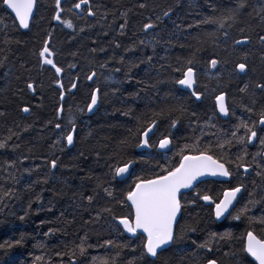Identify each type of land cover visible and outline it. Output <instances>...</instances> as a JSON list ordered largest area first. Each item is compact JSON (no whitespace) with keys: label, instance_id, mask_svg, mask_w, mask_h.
Listing matches in <instances>:
<instances>
[{"label":"trees","instance_id":"obj_1","mask_svg":"<svg viewBox=\"0 0 264 264\" xmlns=\"http://www.w3.org/2000/svg\"><path fill=\"white\" fill-rule=\"evenodd\" d=\"M78 2L61 0V19L72 21L69 28L53 19L55 0H37L25 30L0 0V142L6 145L0 148V264H255L242 246L248 231L264 236V159L257 155L253 161L264 152L258 123L264 92L256 88L264 83V0H245L247 6L223 27L205 21L226 16L240 0H89L93 16L87 15L88 5L74 9ZM145 23L153 28L145 31ZM245 36L249 42L233 43ZM45 40L49 58L63 69L59 74L40 63ZM212 59L218 61L215 68ZM189 60L192 90L177 83ZM239 63L246 64L245 72ZM97 90L99 106L89 114ZM221 93L226 117L216 102ZM70 121L72 145L64 139L72 131ZM153 121L149 149L140 150L137 130ZM241 121L257 123L258 138L246 145L238 141L245 136L237 129ZM165 137L172 147L160 152ZM198 149L225 163L232 175L183 193L174 243L156 258L142 256L140 235L128 236L116 219L131 218L126 192L137 177L161 173ZM129 160L134 166L128 179L113 178L114 167ZM241 163L251 165L248 173L237 167ZM237 186H243L238 203L218 222L215 204L224 190ZM205 243L207 248L200 247Z\"/></svg>","mask_w":264,"mask_h":264},{"label":"snow or ice","instance_id":"obj_2","mask_svg":"<svg viewBox=\"0 0 264 264\" xmlns=\"http://www.w3.org/2000/svg\"><path fill=\"white\" fill-rule=\"evenodd\" d=\"M4 6L7 9L11 10L14 13L13 21L14 23L18 21L19 27L24 29H28L30 25V20L34 17V9L37 6V0H2ZM83 5H88L87 15L93 16L95 13L92 10V7L89 5V0H79L78 3L74 4V9L79 10ZM245 0H240L234 8L228 9L227 15L220 18L219 20L209 18L207 23L216 24L219 23L221 27L224 25L225 20H235L237 15L246 7ZM140 7H146V5H140ZM63 8L61 7V0H55V15L53 19L56 21H60L65 24L67 27L72 28L73 24L71 20H63L61 19V14L63 12ZM171 11V10H169ZM169 13L165 12L164 15L167 16ZM159 19V18H157ZM121 30L125 27L123 24L120 26ZM145 31L152 29V23H145L143 25ZM49 34V39H50ZM227 38L228 33H224ZM251 37L245 36L241 40H235L233 43L235 45H240L249 42ZM261 43H264V36L260 37ZM144 41H141L143 44ZM119 46V45H117ZM53 53L49 47V40H45L43 43V47L38 52V57L41 65H50L55 70L57 74L61 73L63 69L58 67L53 59L49 57L52 56ZM149 61L151 57L148 58ZM120 63H124V57L120 58ZM188 67L186 71L183 73V79L177 81L179 85L185 86L186 88H193L195 83V73L194 68L191 66L192 61L189 60ZM211 66L215 68L218 64L216 59L211 60ZM74 67V65L72 66ZM240 72H245L246 64L239 63L236 65ZM116 71H120V69H116ZM179 71V69H177ZM95 73L92 74L94 76ZM92 76H89L88 79H92ZM73 88L76 87L75 84L72 85ZM247 87V86H246ZM27 88L31 90H35L32 83L27 84ZM256 88L260 89L261 92H264V83L257 84ZM246 89H241V91H245ZM98 91V90H97ZM193 95L196 96L197 99L200 98V94L193 91ZM61 98H63V92H61ZM98 96L96 92H93L91 95V103L88 104V110L91 111L93 106L97 105ZM217 106L219 108V112L224 115L228 114V107L225 104V95L221 93L216 96ZM255 104V100L252 101ZM243 107L248 111L252 112L253 109L248 107L247 105H243ZM23 112H29L28 107H24L22 109ZM2 115V114H0ZM70 123H72L70 121ZM155 121L152 122V125H155ZM259 125L262 126L260 128L261 132H264V111H261L259 114ZM173 126H175V122H173ZM55 127L57 129L61 128L60 124H56ZM257 123L254 121L252 125L249 126L247 122L241 121V123L237 126V129L243 128L245 130V136L238 137V141L241 145H246L247 143H251L253 140L258 138V133L256 131ZM152 130V126H148L144 129H138L137 132L140 136L143 137L141 140L142 145H148V134ZM75 132V124L72 123V131L68 132L66 137V142L68 145H72L74 143V135ZM233 137L237 136V133L234 131L232 133ZM260 145L264 148V136L259 137ZM171 141L165 137L159 141V146L161 148L169 145ZM228 143H231L230 141ZM139 146V145H138ZM6 147L5 143L0 142V148ZM185 147H189L185 145ZM220 147H223L221 145ZM248 153L245 150L243 156L239 157L240 160H243L244 156H247ZM261 156L264 159V152H259L254 154L253 161H255L256 156ZM133 161L129 160L124 163L123 166H116L112 170L113 178L118 176H123L124 174H130V167L133 165ZM51 167H57V161L53 159L51 161ZM238 168L242 167L245 172L248 171L251 165L241 163L237 165ZM260 167V165H257ZM258 175L260 173H257ZM205 175L211 176H223L230 177L232 173L226 167L225 163H222L219 159L214 158L212 155H209L207 150H199L196 155H183L179 161V163L173 167L164 168L161 173L154 174L150 178L148 177H137L134 181V184L129 187V190L125 194V202H130L131 209V218L129 216L116 217L119 221V224L123 225L124 229L128 233L137 234L139 233L140 238L142 239V256H147L151 258H156L160 255L162 251L165 250L166 246L171 243H174L176 237L174 234V226L177 223L178 214L181 212L182 204V190L183 189H191L195 187V184L199 181L200 177ZM99 187V185H98ZM243 186H237L234 188L226 189L223 192V198L220 199L219 203L215 204V216L220 218L224 215V213L228 212L229 207L233 205V201L236 199L237 193L241 192V188ZM103 191L107 194V196L112 197L113 193L108 189L104 188ZM8 193H5L7 195ZM199 199L203 201H213V197L210 195L199 196ZM89 202H92L94 197L89 195L87 197ZM195 203V201H193ZM102 211L110 212L111 209L105 208ZM239 219V216L236 217ZM264 222V221H262ZM188 231L195 232V228H190ZM229 233H225L224 236H229ZM216 234H212V238H215ZM19 244V241H16ZM107 243H111L108 241ZM3 247V245H0ZM8 247H12L11 244ZM202 248H207L208 244L200 245ZM80 251L83 253L85 251L83 244L80 245ZM242 251L252 258H254L256 264H264V236H258L253 231H248L244 238ZM207 264H217L215 259L208 260Z\"/></svg>","mask_w":264,"mask_h":264},{"label":"bare ground","instance_id":"obj_3","mask_svg":"<svg viewBox=\"0 0 264 264\" xmlns=\"http://www.w3.org/2000/svg\"><path fill=\"white\" fill-rule=\"evenodd\" d=\"M34 18V17H33ZM33 18H32V20H33ZM32 20H30V23H31V21ZM24 29V28H23ZM25 30H27V29H25ZM184 78V77H183ZM182 86V85H181ZM183 88H185V89H189V88H186L185 86H182ZM193 88H194V85H193ZM193 88H191L190 90H192ZM96 93H97V96H98V102H97V105H95V106H93V109L91 110V111H89V114H93V113H95L96 111H97V109H98V106H99V92L98 91H96ZM225 104H226V97H225ZM223 117H226L227 115H224L223 113H220ZM151 126V125H150ZM155 129H156V124L155 125H152V131H153V134H154V132H155ZM152 134V135H153ZM152 137V136H151ZM150 137V138H151ZM170 140V139H169ZM171 147H172V144L170 143L169 145H167L166 147H164V148H161L160 146L158 147V150L160 151V152H168L170 149H171ZM140 150H148L149 149V145H141L140 146V148H139ZM123 166V165H122ZM133 166H134V163H133V165L131 166V170H132V168H133ZM131 170H130V174H131ZM250 170L248 169V171L246 172V173H248ZM130 174L129 175H123V176H118V179L120 180V181H124V180H126V179H128V177L130 176ZM229 178L230 177H227L226 179H223L222 181H227V180H229ZM209 179H213V180H216V179H214V178H207V179H204L203 181H206V180H209ZM202 181V182H203ZM191 191V190H190ZM187 192H189V191H187ZM187 192H184V193H187ZM242 192H243V188H241V192H240V196H241V194H242ZM240 196H239V198H240ZM232 211V210H231ZM181 213V212H180ZM180 213H179V217H180ZM229 215V214H228ZM179 219V218H178ZM216 219H217V221L218 222H222V221H219V218H217L216 217ZM119 222V221H118ZM177 222H178V220H177ZM124 229V228H123ZM125 231V230H124ZM128 235V234H127ZM129 236V235H128ZM166 249V248H165Z\"/></svg>","mask_w":264,"mask_h":264},{"label":"water","instance_id":"obj_4","mask_svg":"<svg viewBox=\"0 0 264 264\" xmlns=\"http://www.w3.org/2000/svg\"><path fill=\"white\" fill-rule=\"evenodd\" d=\"M8 10H9V9H8ZM9 11L11 12V10H9ZM35 12H36V8L34 9V15H35ZM11 13H12V12H11ZM12 14L14 15V13H12ZM152 134H153V131L151 130V131L149 132V134H148V140L150 139V137L152 136ZM130 170H131V167H130ZM130 170H129V171H130ZM125 175H129V174L126 173V174H124V176H125ZM207 178H214V179H216V180H223V179H226L227 177H223V176H219V175H217V176L205 175V176L199 178V181L195 184V186H196L198 183L202 182L204 179H207ZM193 188H194V187H193ZM193 188H191V189H183V190H182V193L187 192V191H190V190H192ZM239 196H240V192L237 193L236 199L233 201V205H231V206L229 207L228 212L224 213V215L221 216V217L219 218V221H223V220L228 216V214L231 212V210L235 207L236 203L238 202V200H239ZM129 203H130V202H129ZM178 218H179V214H178ZM178 218H177V220H178ZM120 225H121V224H120ZM121 226L123 227V225H121ZM175 226H176V224H175ZM175 226H174V230H175ZM123 228H124V227H123ZM124 230H125V229H124ZM125 233L128 234V235L131 236V237H136V236L138 235V233H137V234L128 233L126 230H125ZM171 244H172V243H171ZM171 244H169L168 246H166V248L170 247ZM249 257H250V256H249ZM250 258L255 262L254 258H252V257H250ZM255 263H256V262H255Z\"/></svg>","mask_w":264,"mask_h":264},{"label":"flooded vegetation","instance_id":"obj_5","mask_svg":"<svg viewBox=\"0 0 264 264\" xmlns=\"http://www.w3.org/2000/svg\"><path fill=\"white\" fill-rule=\"evenodd\" d=\"M199 184H200V183H199ZM199 184H198V185H199ZM198 185H197V186H198ZM197 186H196V187H197ZM196 187H195V188H196ZM195 188H194V189H195ZM192 190H193V189H192ZM224 191H225V190H224Z\"/></svg>","mask_w":264,"mask_h":264}]
</instances>
